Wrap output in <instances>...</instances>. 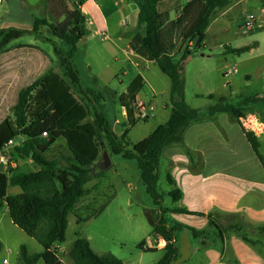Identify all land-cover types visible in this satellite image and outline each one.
Returning a JSON list of instances; mask_svg holds the SVG:
<instances>
[{
    "label": "trees",
    "instance_id": "trees-1",
    "mask_svg": "<svg viewBox=\"0 0 264 264\" xmlns=\"http://www.w3.org/2000/svg\"><path fill=\"white\" fill-rule=\"evenodd\" d=\"M87 0H75L80 7ZM139 4L138 22L145 25V35L141 40V48L156 61L162 72L171 79V114L166 122L158 126L149 136L129 148L126 141L127 130L120 138L113 131L102 112H96L95 119L89 120L90 110L74 95L72 86L80 87L79 71L72 61L77 44L86 36L84 17L73 18L65 13L60 0L49 1V15L35 19L31 28H10L0 30V52L5 50L11 41L27 33H39L48 27L54 38L66 42L70 49L66 51L68 62L65 75L49 71L30 85L23 87L18 94L17 104L12 114L0 124V153L11 139L23 137L24 140L15 145L11 154L16 159H32L39 168L36 170H21L18 166L4 171L0 164V212L8 208L12 222L29 236L35 238L43 247L42 252H30L23 244L19 251V264H65L59 257L56 245L67 239L69 215L76 211L79 202L90 189L87 184L93 179L107 178L106 169L111 163L109 156H101L100 139L106 137L109 151L122 155L127 160H136L141 178L147 192L163 215L168 213H194L185 207H165L162 205V194L157 190L159 181V165L166 148L184 146V136L187 129L195 123L210 120L221 113L229 115L232 122L240 124L248 142L261 160L264 167L262 141L253 131L244 127L241 118L245 116L241 103L244 100L257 98L264 100L263 95L252 97L238 96L233 102L229 95L217 96L209 94L212 103L206 108H194L185 98L186 79L183 74L184 63L191 50L202 46L207 36V29L215 9L227 6L234 0H191L184 7L176 20H170L168 13L159 10L162 0H137ZM62 19V20H61ZM200 38L196 45L187 43L182 56L177 59L171 53L177 49L179 38L182 42H193ZM253 48L247 45L239 48H228V52L242 54ZM190 50V51H189ZM144 86L143 78L137 75L130 83L127 96L122 105L127 111L128 125L141 121L135 108L138 93ZM47 132V136H44ZM65 138L69 155L64 156L66 164L59 159L47 157L46 153L59 138ZM102 157V159H101ZM101 159L105 167L98 172L97 163ZM168 180L173 189L169 196L174 202L183 197L181 189L175 185V180L168 174ZM101 182V181H100ZM97 183L94 188H98ZM19 186L22 192L9 194V187ZM92 216L82 218L87 220ZM209 226L215 229V235L224 243L226 235L233 232L254 248L264 244L260 239H252L250 229L245 225H224L219 219L208 214ZM182 225L171 223L165 216L156 222L153 235L166 241L165 254L155 264H174L179 255L176 234ZM193 236L206 234V230L198 231L189 228ZM254 232L264 235V224L253 227ZM208 234V233H207ZM222 243V244H223ZM140 249L154 251L146 247V241L139 243ZM3 243L0 241V253ZM224 250V247L222 248ZM229 248L227 247V250ZM233 255V254H232ZM70 257L75 264H127L117 256L107 253L99 254L91 246L90 241L78 236L70 251ZM231 264H240L234 256Z\"/></svg>",
    "mask_w": 264,
    "mask_h": 264
},
{
    "label": "rangeland",
    "instance_id": "rangeland-1",
    "mask_svg": "<svg viewBox=\"0 0 264 264\" xmlns=\"http://www.w3.org/2000/svg\"><path fill=\"white\" fill-rule=\"evenodd\" d=\"M186 2L187 0H167L160 3L159 8L162 10L163 6H169V13L173 16L179 5H184ZM9 3L12 6V13L9 18L14 24L8 29L31 28L30 25L34 17L43 16L38 6L43 5L45 1L9 0ZM234 3L231 2L230 4ZM112 4L111 0L105 2V13L112 10ZM64 6L70 15L76 18L84 17V27L87 31L85 38L77 44L78 50L73 58L74 66L82 78L80 87L72 86L73 93L90 110V121L95 119L96 112L101 111L109 123L114 124L115 118H121L122 114L119 97L98 86L94 76H97L103 84L120 87L122 86L121 80L128 83L137 71L129 62H125L123 67L127 73L125 75L120 73L122 65L115 60L114 40L116 38L114 35H110L109 39H105L101 31L99 32L102 19L97 12L95 0L84 8L76 6L75 0H64ZM247 14H254L257 17L256 27L251 29L253 31L248 29L247 31L243 27L242 20ZM217 22H225L228 25L227 31L221 34L217 33L214 30L215 26H213L210 30L208 44L189 50L184 63L185 98L187 103L195 108L208 107L212 103V100L207 97L210 93L229 95L233 102L239 100L238 96L246 98L264 94V0H241L236 8L234 7L226 17L219 18ZM259 23L262 27L258 25ZM36 34L34 32L24 34L9 44L36 41L37 39L41 46L50 48L51 53L55 56L54 66L58 67L61 73L62 71L66 72L68 57L62 49L69 48V45L64 41L56 40V38H54L53 43L44 41L48 38L52 39L48 27L41 30L40 36H36ZM1 39L0 36V41ZM257 42H259L258 46L242 54H233L226 50L227 47L239 48ZM180 43L179 38L178 44ZM187 43L191 44L192 42H184L186 45ZM122 58L121 55L120 61ZM235 67L238 69L236 74L224 75V72ZM160 73L162 79L156 83L165 86L167 82L169 83L170 78L164 73ZM63 74L65 75V73ZM155 77L156 80L161 78ZM163 77L166 79V83ZM165 96L167 97L168 93L158 94V99L162 100V97ZM257 97L242 101L241 105L244 108L245 116L241 118V121L244 127L253 130L260 136L261 150L264 154V100ZM12 109L13 107L10 108V114H12ZM140 119L141 121L137 122L136 126L130 130L129 140L131 142L148 136L161 122L159 115L152 119L141 117ZM117 125L119 124L117 123ZM22 139L23 137H20V140ZM99 143L101 154L108 153L109 147L106 137L101 138ZM132 146L129 144V148ZM12 149L13 147L10 148V154ZM69 154L70 151L63 137L59 138L46 153L47 157L59 159L63 164L67 163L64 156ZM101 159L97 163L96 170L98 172L105 167L104 164L102 165ZM109 160L111 165L105 168L108 177L102 180L95 178L90 181L86 185L90 192L79 202L76 211L69 215L67 239L59 255L67 264H73L68 256V249L70 250L76 238L81 236L90 241L92 248L97 253H111L123 261H127L128 264H140V261L141 264L157 262L162 258L164 252L143 251L140 249L139 243L144 240H152L148 236L154 227L153 224L161 219V211L150 210L157 207L154 198L147 192L136 160H127L121 155L113 153L110 154ZM11 161L14 162V166L9 165L7 169L2 166L4 171H9L11 167L14 168L17 164H21L28 170L39 168L32 159H16L12 154ZM97 183H100L99 187L94 188ZM170 189L167 171L164 166H161L157 190L162 194L164 206L173 205L172 199L167 195ZM8 192L14 194V188L10 187ZM89 216L92 217L84 221L79 220V217L86 218ZM0 234L6 245L0 253V264H2L3 258H7L10 264H19V251L23 244L33 253L42 250V246L35 238L11 222L5 207L0 212ZM38 264L45 263L40 260Z\"/></svg>",
    "mask_w": 264,
    "mask_h": 264
},
{
    "label": "crops",
    "instance_id": "crops-1",
    "mask_svg": "<svg viewBox=\"0 0 264 264\" xmlns=\"http://www.w3.org/2000/svg\"><path fill=\"white\" fill-rule=\"evenodd\" d=\"M42 1H45V3L43 5L40 4L38 7L42 11L43 16L34 17L30 27H32L35 19L45 18L49 15L48 6L50 0ZM106 1L107 0H95L97 12L102 19L99 32L101 31L105 39H109L110 35L115 36V60L122 65L120 73L123 75L127 73V70L123 67L125 62H129L136 69L137 73L128 83H124V81L121 80L122 86L120 87H111L103 84L97 76H94V80L97 81V85L102 89L105 88L106 91L112 93V95L119 97L122 110L121 118L116 117L114 124H110L109 121H107L110 128L115 131L120 138L127 130L126 139L130 144L134 145L147 136L136 142H131L129 140L130 130L132 127L136 126L137 123L132 126L128 125L127 111L122 105V101L127 96L128 86L137 75L143 78L144 86L138 93L137 99L141 101L145 107L153 108L155 114L150 119L156 118L158 115L161 117V122L154 128L155 130L170 117L171 110H169V107H171L170 92L172 82L170 79L169 83H166V79L163 77L166 83L165 86H160L156 83L160 82L162 79L160 73L162 71L156 61L144 53L141 48V40L146 30L145 25H141L138 22V1L111 0L113 2L112 10H108V12L105 13ZM166 1L167 0H162L160 3ZM189 1L191 0H187L186 4ZM240 1L241 0H234V4H228L227 6L215 9L207 29L206 39L202 45L208 44L210 40V30L213 26H215L214 30L217 33L221 34L227 31L228 25L225 22L217 21L219 18L226 17L234 7L236 8V6H238ZM60 2L65 13L70 15L65 9L64 0H60ZM90 2H94V0H87L80 7L84 8ZM186 4L179 5L177 12L173 16L169 13V6H163L162 10H160V8L159 10L163 13H168L170 20H176L181 15L183 7ZM11 13L12 6L9 0H0V30L8 29V27L14 24L9 18ZM72 17L76 18L74 16ZM258 25L261 26L260 23ZM39 33H37L36 36H40ZM51 36L52 39L48 38L44 41L53 43L54 37L52 33ZM254 44H252L253 48L258 46L259 42ZM181 47L185 50L187 45L181 41L177 49H175L171 55L179 59L184 53ZM228 48L230 47H227L226 50H228ZM69 49L70 46L62 50L66 52ZM121 55L123 56L122 61L119 59ZM54 58L55 56L51 53L50 48L44 45L41 46V44L37 42V39L36 41L9 44L5 50L0 53V124L11 115L10 108L17 104L19 91L23 87L30 85L49 71H55L64 76L63 73L65 72L62 71L61 73V70L54 66ZM226 72H224L225 76H227ZM116 75L118 76L119 73ZM155 76L161 78L156 80ZM164 93H168V96L162 97V100H159L158 94L164 95ZM215 95L221 96L225 94ZM117 123L119 125H117ZM23 140L24 138L22 141ZM184 146L191 152V155H189L187 150L183 147L170 146L165 149L160 161L159 168L164 166L166 169L168 183L170 184L168 180V174L170 173L175 180V185L181 189L183 193L182 199L174 202L171 196H169V192L173 189V185L170 184L171 189L167 195L172 199L173 205H165V207H185L191 212L202 214L171 212L163 215L162 212H160V208L157 206V208L150 209L158 210V212L161 213L160 218L165 216L171 223L174 222L182 225V228H180L176 234L177 245L180 249L176 264H231L229 261L231 256H234L240 264H264V244H259L257 248H254L231 231L229 235L224 233L225 240L223 243L222 240L215 235V229L209 226L208 214L212 213L214 218L219 219L220 222L226 226L239 224L251 228V238L255 240L260 239L264 243V235L252 230L253 227L264 224V167L251 144L248 142L240 124L232 122L229 115L226 113L218 114L210 120L192 124L185 133ZM110 154L111 152L108 151V153H102L101 156H110ZM17 166L21 170H23V168L25 171L28 170L25 169L26 167H22L21 164H17ZM13 188L14 194L22 192L19 186H13ZM5 208L8 211V208ZM159 220L160 219H158V221ZM154 225L155 223L153 226ZM189 228L198 231L206 230L207 232L203 235L193 236ZM153 229L150 236H148L151 237L152 240H144L146 241V247L154 248L156 251H162L165 254L164 247L166 241L162 238L157 239L153 235ZM0 241L3 243V247L6 246L1 234ZM65 242L56 245L59 254L62 252ZM223 247L224 250L222 249ZM227 247L229 248L228 250ZM65 249L67 250L66 247ZM71 249L72 248H70V250L68 249L69 257ZM42 251L43 247L39 252ZM140 256L142 257L143 254ZM59 257L61 258L60 255ZM4 259L7 258H3V260ZM3 260L2 264H4ZM62 261L67 264L64 259H62ZM72 262L75 264L73 260ZM124 262L128 264L127 261L124 260Z\"/></svg>",
    "mask_w": 264,
    "mask_h": 264
},
{
    "label": "built area",
    "instance_id": "built-area-1",
    "mask_svg": "<svg viewBox=\"0 0 264 264\" xmlns=\"http://www.w3.org/2000/svg\"><path fill=\"white\" fill-rule=\"evenodd\" d=\"M256 24V16L254 14H247L244 19H243V26L248 29L251 30L255 27ZM192 45V43L190 44ZM237 73V69L233 68V69H229L226 72V75H232ZM135 108L138 110L139 112V116L141 118H151L154 116V111L152 107H145V105L139 101L138 99H136L135 102ZM44 136H47V132H44L43 134ZM22 142V140H20V138L18 139H11L9 140V142L6 144V146L3 148L2 152L0 153V164L4 167V169H7L9 165L14 166V162L11 161V154H10V148L14 147L15 145H18ZM4 264H9V260L8 259H4L3 260Z\"/></svg>",
    "mask_w": 264,
    "mask_h": 264
},
{
    "label": "water",
    "instance_id": "water-1",
    "mask_svg": "<svg viewBox=\"0 0 264 264\" xmlns=\"http://www.w3.org/2000/svg\"><path fill=\"white\" fill-rule=\"evenodd\" d=\"M199 38H200L199 35H197V36L195 37V39H194L193 42H192V45H193V46L197 44Z\"/></svg>",
    "mask_w": 264,
    "mask_h": 264
}]
</instances>
